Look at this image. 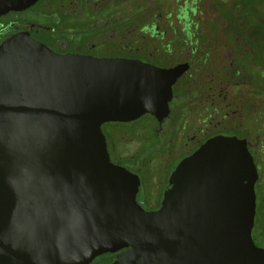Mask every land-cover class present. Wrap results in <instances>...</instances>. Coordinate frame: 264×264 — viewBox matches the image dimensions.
I'll return each instance as SVG.
<instances>
[{"label": "water", "instance_id": "1", "mask_svg": "<svg viewBox=\"0 0 264 264\" xmlns=\"http://www.w3.org/2000/svg\"><path fill=\"white\" fill-rule=\"evenodd\" d=\"M31 1L0 0V14ZM89 64L13 40L0 50V264H264L250 156L176 172L144 212L100 127L154 111L162 97L142 95L156 75Z\"/></svg>", "mask_w": 264, "mask_h": 264}, {"label": "flooded vegetation", "instance_id": "2", "mask_svg": "<svg viewBox=\"0 0 264 264\" xmlns=\"http://www.w3.org/2000/svg\"><path fill=\"white\" fill-rule=\"evenodd\" d=\"M239 2L32 0L0 14V50L13 40L102 69L154 72L142 95L162 97L154 111L100 127L109 161L137 187L136 204L157 213L176 172L187 177L245 151L256 170L255 225L263 212L264 33L227 13Z\"/></svg>", "mask_w": 264, "mask_h": 264}, {"label": "trees", "instance_id": "3", "mask_svg": "<svg viewBox=\"0 0 264 264\" xmlns=\"http://www.w3.org/2000/svg\"><path fill=\"white\" fill-rule=\"evenodd\" d=\"M262 0L258 1V0H240L239 3L237 4H232L233 7H239L240 9L238 11H227L228 14H239L242 15V19L244 20V22H248L253 24L252 27L250 28L251 30H254V27H257V29L259 30L258 27L262 28L263 25V20L262 17H257V18H253L250 16H254V15H258L261 16L262 14L259 12V9H257V7H260V5ZM253 12V13H251ZM255 12V13H254ZM246 16V17H245ZM248 16V17H247ZM257 24V25H256ZM263 29V28H262ZM264 33V32H262ZM260 193H259V202L260 205L262 207V216L264 217V182H261L260 185Z\"/></svg>", "mask_w": 264, "mask_h": 264}, {"label": "rangeland", "instance_id": "4", "mask_svg": "<svg viewBox=\"0 0 264 264\" xmlns=\"http://www.w3.org/2000/svg\"><path fill=\"white\" fill-rule=\"evenodd\" d=\"M258 1H260V0H258ZM261 3L262 4L260 5V7H257V9H259V12L264 16V0H262ZM238 10H239V8L236 9L235 11H238ZM251 13H253V12H251ZM253 18H255V17H253ZM262 20L264 22V17L262 18ZM258 28H259V30L257 29V27H254V32H264V23L262 25L263 29L261 27H258ZM121 145H122V143H121ZM262 215H263L262 212H259L257 214L256 224L254 225V230H253V235H254L255 241H256L257 245H259L261 248L264 247V217L262 218Z\"/></svg>", "mask_w": 264, "mask_h": 264}]
</instances>
